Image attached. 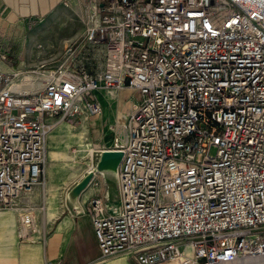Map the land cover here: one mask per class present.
<instances>
[{
  "label": "built area",
  "instance_id": "obj_1",
  "mask_svg": "<svg viewBox=\"0 0 264 264\" xmlns=\"http://www.w3.org/2000/svg\"><path fill=\"white\" fill-rule=\"evenodd\" d=\"M87 1L84 39L102 48L101 71L65 69L68 47L35 90L18 91L21 72L0 68V211L18 209V237L35 240L33 207L20 204L43 180L49 132L98 117V91L131 90L139 97L113 140L118 205L105 194L84 208L101 259L264 257V0Z\"/></svg>",
  "mask_w": 264,
  "mask_h": 264
},
{
  "label": "crops",
  "instance_id": "obj_2",
  "mask_svg": "<svg viewBox=\"0 0 264 264\" xmlns=\"http://www.w3.org/2000/svg\"><path fill=\"white\" fill-rule=\"evenodd\" d=\"M64 1L0 0L1 47L7 44V40L13 37L20 28L51 16ZM72 66H83L90 72H99L103 66L102 56L89 51V46L85 45L76 57L74 65L70 63V67ZM0 68L4 67L0 65ZM124 91H98L96 98L102 109L101 114L93 117L91 121L84 118L97 140L95 142L101 148L113 149L114 137H122L124 134L122 129L124 118L130 109V103L134 100L129 98L121 103V94ZM72 120L74 119L68 121ZM46 121L55 122L52 118H47ZM59 123L68 125L66 122ZM62 124L53 134L56 144H59L56 136L63 135L64 131L70 132ZM102 179L100 181L94 177L91 183L81 191L79 201L74 206L62 201L63 190L67 188L65 196L68 200L69 191L81 181L80 177L68 171H61L57 166L52 168L47 166L41 184L36 187L27 202L20 204V207H33L38 231L35 240H22L18 237V209L0 211V264H137L131 253L101 259L92 222L90 217L84 213V208L90 200L103 198L105 194L109 197V206L118 205L112 204L107 190L108 182L113 181L108 178ZM115 198L117 199V194ZM42 206L43 211L39 209Z\"/></svg>",
  "mask_w": 264,
  "mask_h": 264
},
{
  "label": "rangeland",
  "instance_id": "obj_3",
  "mask_svg": "<svg viewBox=\"0 0 264 264\" xmlns=\"http://www.w3.org/2000/svg\"><path fill=\"white\" fill-rule=\"evenodd\" d=\"M89 14L90 5L87 0H65L61 4V7L51 16L36 21L29 26L20 28L15 32L16 34H14L13 37L7 40V44H3L2 47L0 45V51L7 54L4 70H17L22 74L29 75V78H26V80L33 79L38 81L47 75L48 72L55 70L66 62L67 55L65 48L68 47L72 50L76 49L77 51L74 57H78L84 46L87 45L84 38ZM93 52L100 57L102 56V48L100 47L96 48L95 51L93 50ZM64 68H72L70 67L69 61L65 63ZM24 87L29 88V84ZM138 97L139 95L137 92L125 90L121 94V103L129 98L135 99ZM92 119L94 118H88L89 121ZM82 121L81 119H74L70 121V123L65 121L68 125L59 123L52 128L49 132V134L51 133L49 140H47V160L45 162L44 171L47 166L50 168L57 166L61 171H68V173L71 172L74 176H79L80 180L86 176L88 170H90L92 166L91 156L84 154L86 157L81 161V166L74 169L75 171H72V157L82 155L83 148L85 147L95 151H101L102 148L95 142L97 140L94 138L93 132L89 129L88 124L87 126L86 124L81 125ZM60 124L65 125L70 132L66 133L64 131L63 135L56 136V140L59 141V144H56L53 139V134ZM81 133H83L84 136L82 140H79L77 136ZM65 154L71 160L65 159ZM210 154L213 155L214 151L212 150ZM98 160L99 156L95 157L94 166ZM91 176L90 183L94 177H97L100 181L103 180L98 173H94ZM69 188L70 187H68V189ZM107 190L112 199V204H118L115 198L117 194L116 182H108ZM63 192L62 201L70 203L66 200L65 196L67 188L63 190ZM39 209H41V207H39ZM261 230L264 232V227ZM262 260H264V258L246 260L251 262L254 261V263H245V260L242 259V261L234 264H264Z\"/></svg>",
  "mask_w": 264,
  "mask_h": 264
},
{
  "label": "bare ground",
  "instance_id": "obj_4",
  "mask_svg": "<svg viewBox=\"0 0 264 264\" xmlns=\"http://www.w3.org/2000/svg\"><path fill=\"white\" fill-rule=\"evenodd\" d=\"M2 66L4 68H1V69H5V66L4 65H2ZM26 78H29V75L22 74V73L16 74V81H18L17 82V90L18 91H29V90H35V89L39 88V86H40L39 81H37V80L35 81L33 79L26 80ZM28 84H29V88H25L24 86L28 85ZM84 118L85 117H83V121H84ZM84 123H86V121H84ZM50 135H51V133L48 134L47 140H49ZM83 136H84V134L81 133L79 136H77V138L79 140H82ZM84 154H88L89 156H91L92 166H91L90 170H88L86 176L83 177V179L86 178L88 175L98 173L101 178H108L111 181H114V182L116 181V179H117V163H118V156H117L116 151L103 147L102 152H101V151H95L93 149H88L85 147V148H83L82 155L72 157V159H73L72 160L73 164L71 165V166H73L72 171H75L74 169L81 166V161H83L84 157H86V155H84ZM64 156H65V159L71 160L66 154ZM97 156H99V160H98V162H96V165L94 166L93 164L95 161V157H97ZM69 173H71V172H69ZM83 179L81 181H83ZM81 181L79 183H77L73 188H71V190L69 191V194H68V201L74 206H76L77 202L79 201V191L77 190V187L81 183ZM262 258H264V257H262ZM258 259L259 258L243 259V260H245V263H254V261L251 262V261H246V260H258ZM240 261H242V260H240ZM240 261H238V262H240ZM262 261H264V260H262Z\"/></svg>",
  "mask_w": 264,
  "mask_h": 264
},
{
  "label": "water",
  "instance_id": "obj_5",
  "mask_svg": "<svg viewBox=\"0 0 264 264\" xmlns=\"http://www.w3.org/2000/svg\"><path fill=\"white\" fill-rule=\"evenodd\" d=\"M117 156H118V163H119L121 155L119 153H117ZM118 163H117V166H118ZM91 178H92V176L88 175L86 178L83 179V181H81V183L77 187L79 194L81 193L82 190H84V188L87 187V185L90 183Z\"/></svg>",
  "mask_w": 264,
  "mask_h": 264
},
{
  "label": "trees",
  "instance_id": "obj_6",
  "mask_svg": "<svg viewBox=\"0 0 264 264\" xmlns=\"http://www.w3.org/2000/svg\"><path fill=\"white\" fill-rule=\"evenodd\" d=\"M70 123V121H68Z\"/></svg>",
  "mask_w": 264,
  "mask_h": 264
}]
</instances>
